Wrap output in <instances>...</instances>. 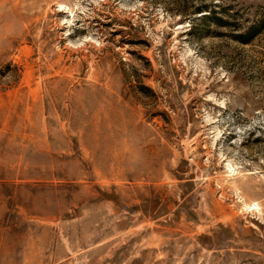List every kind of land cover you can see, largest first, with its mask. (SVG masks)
Instances as JSON below:
<instances>
[{
    "label": "rangeland",
    "instance_id": "1",
    "mask_svg": "<svg viewBox=\"0 0 264 264\" xmlns=\"http://www.w3.org/2000/svg\"><path fill=\"white\" fill-rule=\"evenodd\" d=\"M0 264H264V0H0Z\"/></svg>",
    "mask_w": 264,
    "mask_h": 264
}]
</instances>
